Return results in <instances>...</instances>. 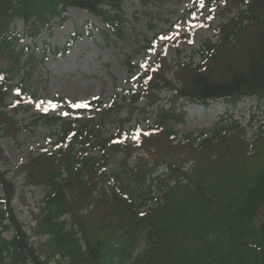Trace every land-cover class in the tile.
Listing matches in <instances>:
<instances>
[{"label": "trees", "instance_id": "1", "mask_svg": "<svg viewBox=\"0 0 264 264\" xmlns=\"http://www.w3.org/2000/svg\"><path fill=\"white\" fill-rule=\"evenodd\" d=\"M126 1L0 0V55L10 61L0 67V138L17 141L22 131L41 124L58 128L50 135L54 149L30 150L16 164L15 178L0 168V264H50L58 255L57 264H264V124L254 129L253 123L247 127L223 116L211 128H179L188 103L264 101V0H206L211 14L163 51L146 39L140 51L156 52L155 59L135 64L129 55V75L141 70L138 82L95 116L67 119L32 111V73L50 54L64 57L78 39L93 36L86 23L63 47L44 40L39 49L43 32L52 36L67 22L69 8L79 7L105 24L106 43L120 42L128 35ZM213 16L215 26L209 22ZM18 20L24 33L14 25ZM203 25L213 28L214 36L198 52L202 61L170 60L168 50L190 43ZM164 91L172 96L163 104ZM142 101L158 110L132 144L124 125ZM124 109L130 118L121 116ZM21 110L32 111L28 121L17 118ZM110 123L119 124L116 133L108 134ZM138 150L147 155L130 166ZM118 154L122 169L107 173ZM190 159V170L183 169ZM8 161L0 148V163ZM162 163L168 171L153 177ZM23 173V203L31 186L45 190L30 210L35 222L30 233L12 206L16 177ZM149 200L153 206L142 211ZM6 231H13L12 238Z\"/></svg>", "mask_w": 264, "mask_h": 264}, {"label": "rangeland", "instance_id": "2", "mask_svg": "<svg viewBox=\"0 0 264 264\" xmlns=\"http://www.w3.org/2000/svg\"><path fill=\"white\" fill-rule=\"evenodd\" d=\"M204 1L201 6L200 0H149L147 5H144V0H127L124 9L128 35L125 40L113 44H108L103 40L98 28L104 29V25L96 16L82 8L71 7L67 12L69 19L63 26L58 27L52 36H49L47 31L43 32L37 43L39 49L43 48L44 40L63 47L66 38L75 30V27L86 23L93 28V36L84 35L64 57H54L50 54L32 73L29 85L34 93L31 102L33 110L38 108L70 119L74 116L82 118L95 116L98 111L110 105L115 99L120 100L125 95V90L133 87L138 81V73L133 76L129 75L125 63L129 55H134L132 63L135 64L143 60L153 61L156 54L140 51V46L146 44V39L152 40L159 35L156 40V49L162 51L167 41L177 39L188 32L197 21H202L211 14L212 5ZM209 22L215 25L218 22L217 16H213ZM14 25L18 32L24 33L21 20L16 21ZM213 36V28L203 25L195 31L190 43L170 49L168 58L175 61H190L191 58L194 63H200L202 55L198 52L203 42ZM9 65V59L0 55V67ZM169 77L173 78V74H169ZM160 96L161 102L167 103L172 93L164 91ZM181 103L182 100L177 102L179 110ZM77 104L83 106L73 107ZM140 106L142 107L143 103H140ZM183 110L187 114L180 124L181 131L211 128L223 116L227 119L232 116L245 126H251L253 123L254 129L264 124V101L259 102L256 97L245 98L236 105L224 101L211 103L209 107L190 104L186 105ZM32 111L21 110L17 118L28 121ZM145 112L148 114L135 113L125 125L131 142L135 140L137 124L146 127V118L149 117L148 115H152L153 118L155 107L145 109ZM127 116L128 113L124 110L122 117ZM55 130L57 127L41 124L34 130L22 131L17 141L11 137H1L0 148L4 150L9 159L7 163H0L1 170L8 172V178H15L16 164L25 161L30 150L38 147L53 149L52 142L55 138L50 135ZM107 130L108 134L117 132L118 123H110ZM248 130L250 136L251 127ZM169 152L170 149L167 147L165 154ZM157 153L153 152V154ZM181 154L183 157L185 153ZM146 155L144 150L135 151L129 160V165H134L139 157L145 158ZM122 157V154H118L110 164L108 171L121 170ZM193 162V159L187 160L183 169L190 170ZM162 164L166 170V163ZM16 181L17 196L12 201V206L16 216L24 223L27 233H30L29 225L35 223L30 210L43 199L45 191L40 186H31L26 189L24 197L27 203L25 204L20 198L24 189V173L16 177ZM2 194L0 185V196ZM35 211L38 212L37 207ZM4 236L8 239L12 238L13 231L4 232ZM58 259L60 257L56 256L50 264H57Z\"/></svg>", "mask_w": 264, "mask_h": 264}, {"label": "snow or ice", "instance_id": "3", "mask_svg": "<svg viewBox=\"0 0 264 264\" xmlns=\"http://www.w3.org/2000/svg\"><path fill=\"white\" fill-rule=\"evenodd\" d=\"M200 2H201V6H202L203 5V0H200ZM81 106H83V105H80V104L73 105V107H81ZM65 115H67V113H65Z\"/></svg>", "mask_w": 264, "mask_h": 264}]
</instances>
